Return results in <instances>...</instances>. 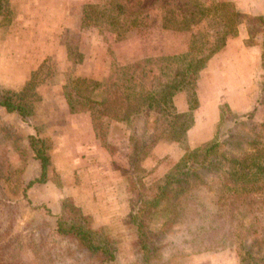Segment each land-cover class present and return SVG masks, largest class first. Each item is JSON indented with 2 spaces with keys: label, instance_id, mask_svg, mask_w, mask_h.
I'll return each mask as SVG.
<instances>
[{
  "label": "trees",
  "instance_id": "1",
  "mask_svg": "<svg viewBox=\"0 0 264 264\" xmlns=\"http://www.w3.org/2000/svg\"><path fill=\"white\" fill-rule=\"evenodd\" d=\"M183 3L87 2L82 22L106 25L118 40L150 33L157 23L163 30L189 32L187 45L180 51L112 65L109 75L96 78L76 72L82 51L62 38L67 66L59 71L54 57L48 55L19 88L0 83V107L26 119L41 99L39 87L60 74L69 110L90 115L95 137L110 152L118 150L116 143L106 141L111 123L125 129L128 165L116 166L130 194L122 225L124 232L136 234L141 251V259L129 264H179L195 253L231 246L239 249V264H264V114L259 117L264 108V13L244 11L233 0ZM12 12L11 0H0L2 21L7 22ZM241 24L246 30L244 43L260 46L254 106L238 112L224 101L212 136L191 146L188 129L199 105L200 71L229 36L239 33ZM179 91L185 95L184 110L175 103ZM25 141L20 169L11 170L6 157L0 156V200H10L5 192L7 182L13 181V192H20V198L34 207L42 206L54 221L30 230V236H39L40 244L24 241L10 229L0 230V264H31L27 252L39 264H117L118 233L108 224H96L71 194L59 198L55 213L32 201L28 192L35 184L50 180L63 187L64 180L54 164L53 139L30 132ZM160 141L177 142L182 153L164 154L153 166H144L143 160ZM28 153L37 160L39 171L26 179ZM159 167L164 170L158 172ZM158 218L161 224L154 229L152 223ZM41 228H47L48 234ZM50 232L57 245L45 243Z\"/></svg>",
  "mask_w": 264,
  "mask_h": 264
},
{
  "label": "rangeland",
  "instance_id": "2",
  "mask_svg": "<svg viewBox=\"0 0 264 264\" xmlns=\"http://www.w3.org/2000/svg\"><path fill=\"white\" fill-rule=\"evenodd\" d=\"M153 1L155 0H143V3L145 5H150ZM183 1L184 0H179L181 4H184ZM203 1L209 2L211 0ZM86 3L87 2L83 3L82 6H74V4L71 3L70 6H68V11L70 12L69 24L63 25L60 33L61 43L62 38H65L72 44H76L78 49L82 51V61H85L84 63H82L81 61V64L79 63L76 68V72L81 75L103 78L109 75L112 65L118 66L128 60L138 57L180 51L187 45L189 32L163 30L157 23L153 26L150 33L134 34L124 39L118 40L116 39L114 33L110 31L106 25L95 24L94 22L87 21L82 22L80 16L83 10V5ZM12 7L13 12L9 20L6 22L0 19V33L2 30V34L6 32L4 29L9 26L11 19L14 16L13 4ZM240 28H244L245 30L244 24H241ZM62 46L64 47L63 43ZM52 56L56 60L57 69L59 71L64 69L67 63L59 66L56 56ZM219 58L220 56L214 57L215 63H213L214 65H212L214 71L208 77L210 79L209 84H211V87L209 86L206 77L205 81L201 83V91L206 95L209 94L208 96L211 99L220 100V104L224 101H227L235 110L241 111V109L250 108L252 106V101L248 99V96L246 97L245 93H241L243 87L239 85V80L237 79L238 76L235 75V72H237L238 70V65H225L222 63V61L219 60ZM239 60L240 58L235 59L236 62ZM243 75L244 73L242 74V76ZM59 77L60 74L54 76V81H48L43 85L53 88V84H61ZM255 91L256 89L254 90V94ZM40 94L41 99L40 101H38V105H36L35 113L27 117L26 119H21L15 113L7 112L4 108L0 107V156L6 157V165L10 163L11 170L15 168L20 169V167L22 166V154L20 153V151H24V146H27V143L25 141V135L27 133H25V127L22 123L35 126L36 124L34 123V120H37L35 116L37 111L40 112V109H43V112L51 109L54 110L58 105L57 97L53 95V92L51 94V99H49V101L47 100V103L45 102V104L44 101L42 102V93ZM39 114L40 113L37 114L38 119L40 118ZM263 114L264 108L260 110L259 117L263 116ZM59 121L62 122L63 120H57V123ZM207 122V124H210V120H208ZM48 127L50 130H53L52 125H49ZM70 131L72 133V130ZM49 136L53 139L54 142L53 136ZM106 141L113 142L118 145V150L113 153L104 146L108 150V152H110V154L116 156V159L114 158V161L112 160L110 165L114 169H118L116 167L118 164L127 166V141L125 129L121 127L119 123L112 122L108 131ZM57 145L58 143H54L52 155L54 154L55 159H57L58 163H60L61 165L60 167L65 166V168L67 169L68 165H64L62 161L66 164L67 156L70 154V152H67L69 151L67 147L68 143L64 145V149L61 150L57 149L58 147L56 148ZM100 145L102 144L100 143ZM28 154L29 155L27 156L26 168L24 169L23 174V178L26 179L34 176L39 171V167L34 163L33 157L30 155V153ZM75 162L78 163L79 160H76ZM57 170L60 172V175L64 180V183L66 184V176L70 177V173H66L65 170H61L58 168ZM105 170L106 172L104 173V175L99 173L98 176L88 177L90 183H95V181L98 180L96 182L98 188L96 189V191H94V194H97V200L100 201L96 206V217L98 216L97 218L99 220L110 219L109 223L106 224H108L110 228L114 232H117L119 235L118 255L116 258V263L129 264L133 261H139L141 259V251L139 248L137 236L134 232H124L122 225V218L129 209L128 198L130 194L125 188L126 179L122 176L119 169L115 173H108L107 168H105ZM163 170L164 169L162 167H159L158 172H162ZM17 176H19V173L18 171H15L14 177L16 179ZM49 182L51 183L35 184L29 190L28 194L32 198L33 202L43 204L46 207L50 208L53 213H55L59 209V200L57 198L60 191L56 189L58 186L54 182L50 180ZM13 183L14 182L12 181L11 184ZM11 184L7 182V189L5 192V196L7 198H10V200H0V230L10 229V234L15 235L17 233H20V239L24 241L30 239L32 242L40 244L38 242L40 240L39 236L35 233L30 236V230L38 225H43V223L46 221L52 223L54 221V215L46 213L42 206L34 207L35 205L33 206L32 203H28L27 201L21 199L20 192H13L11 190ZM48 184H50V186ZM96 184H93V186H96ZM52 188L54 189L52 190ZM58 188L62 189V187ZM101 188H103L104 195L100 194ZM90 189L91 188H88V190ZM85 191H87L86 187ZM90 193L92 194V191H90ZM122 193L128 194V197L126 198L127 200L125 210L124 207L121 208L123 201H125V198L122 199ZM14 198L15 201L13 200ZM118 209H120L121 211H117ZM161 221L162 218L155 219L152 223V227L154 229L158 228L161 224ZM94 222L98 224L95 218ZM41 229L44 233L48 234L47 228ZM49 235L50 236L47 237L45 243L50 245H53V243L55 244L53 232H50ZM27 254V257L31 264H39L37 257L29 252H27ZM179 264H239V249L237 246H231L209 250L206 252L195 253L184 262H181Z\"/></svg>",
  "mask_w": 264,
  "mask_h": 264
},
{
  "label": "crops",
  "instance_id": "3",
  "mask_svg": "<svg viewBox=\"0 0 264 264\" xmlns=\"http://www.w3.org/2000/svg\"><path fill=\"white\" fill-rule=\"evenodd\" d=\"M89 1L92 0H12L14 16L9 26L4 29L6 32L2 34L1 30L0 33V83L8 87L19 88L28 78L30 71L36 68L48 55H55L59 66L66 64V51L61 43L60 33L62 26L69 24L70 12L68 6L71 3L74 6H82L83 3ZM233 1L244 11L264 13V0ZM239 30L237 35L227 38L225 45L209 58L207 65L200 71L197 80L199 105L194 110V124L188 129V143L191 146L212 136L219 120L220 100L211 99L208 96L209 94L206 95L200 89L201 83L205 81L206 77L208 84L210 82L208 77L214 71L212 67L215 63L214 57L220 56L219 60L225 65H238L235 75L238 76L239 85L243 87L241 93H245L246 97L248 96V99L252 101V106L248 109L254 106L257 94V90L254 94L256 89L255 69L260 54V46L257 44L246 45L243 41V37L246 35L245 30L244 28ZM236 58H240V60L236 62ZM209 86L211 87V84ZM52 87L42 85L39 91L42 93L44 104L51 99L53 92L58 100L57 107L46 112H43V109H40V112L37 111L35 115L37 120H34L37 128L34 125L22 123L25 127L24 131L27 134L38 132L41 135H52L54 143H58L56 148L58 147L57 149L60 150L64 149V145L68 143L69 151L67 152H70V154L67 156L66 164L62 161L64 165H68L67 169L65 166L60 167V163L53 154L56 167L70 173V177L66 176V184L64 183L62 189L56 188L60 191L57 199L59 200L63 195L71 194L86 212L93 215L98 224L109 223L110 219L99 220L98 216L96 217V206L100 201L97 200L98 197L97 194H94V191L98 188L96 184L98 180L95 183H90L88 177L98 176L99 173L104 175L105 168H107L108 173H115L118 169H114L110 164L114 158L116 159V156L110 154L104 145H100L95 137L90 115L87 112L70 111L65 102L61 84L56 83ZM174 99L178 109L184 110L187 108L184 92H177ZM248 109L236 111L242 112ZM38 113H40L39 119L37 117ZM60 119L63 121L57 123V120ZM208 120H210V124H207ZM49 125H52L53 130L49 129ZM70 130H72V133ZM181 153L182 148L177 142L160 141L154 146L152 154L143 160V165L149 168L164 154L178 157ZM76 160H79V162L76 163ZM33 161L38 166L37 160L33 158ZM45 183L51 182L47 181ZM93 184H96V186H93ZM48 185L50 186V184ZM85 187L87 191H85ZM88 188L91 189L88 190ZM90 191H92V194ZM100 194L104 195L103 188H101ZM127 197V193L122 195V199L125 198V201H123L121 208L124 207V210Z\"/></svg>",
  "mask_w": 264,
  "mask_h": 264
}]
</instances>
